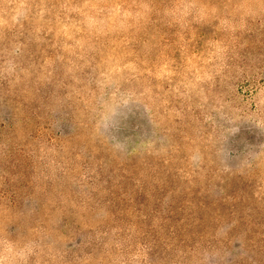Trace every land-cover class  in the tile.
<instances>
[{"label": "rangeland", "instance_id": "374dc122", "mask_svg": "<svg viewBox=\"0 0 264 264\" xmlns=\"http://www.w3.org/2000/svg\"><path fill=\"white\" fill-rule=\"evenodd\" d=\"M0 264H264V0H0Z\"/></svg>", "mask_w": 264, "mask_h": 264}]
</instances>
